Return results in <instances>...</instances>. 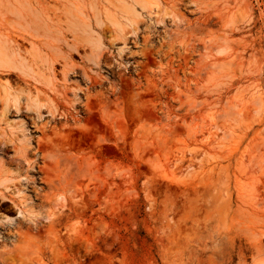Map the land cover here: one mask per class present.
Returning a JSON list of instances; mask_svg holds the SVG:
<instances>
[{"label":"rangeland","instance_id":"374dc122","mask_svg":"<svg viewBox=\"0 0 264 264\" xmlns=\"http://www.w3.org/2000/svg\"><path fill=\"white\" fill-rule=\"evenodd\" d=\"M156 2L116 36V0H0V94L54 212L0 264L264 262V0Z\"/></svg>","mask_w":264,"mask_h":264},{"label":"crops","instance_id":"0c3cea01","mask_svg":"<svg viewBox=\"0 0 264 264\" xmlns=\"http://www.w3.org/2000/svg\"><path fill=\"white\" fill-rule=\"evenodd\" d=\"M0 103V231L7 235V233L10 231L9 229H13L12 227H18L22 225L24 226L23 228H26L24 229V232L25 230L27 231L25 232L26 234H24L27 235V224H31L28 227H41L44 225V221L39 220V222H36L37 224L33 223L32 225V223L29 224L23 217L21 218V216H19L20 212H24V204L27 201V197H25L24 194L20 192L21 185L19 184V181L21 179H26V183V181L32 174V168L36 165L38 167L37 171H39L46 162L42 160L41 154L34 153V150H32L31 148L34 145L30 141L28 144H26L24 133H22L21 131L22 126L20 124L23 123L22 121H20V119L24 120V118L18 119L19 116H17L16 119L11 116L8 117L9 119L3 117L2 112L4 103ZM11 119L17 120V123H12ZM37 126L39 128H42L40 122L37 124ZM37 145L39 146L38 143ZM36 148L37 146H34V149ZM16 163H21V165H23V168L18 166ZM48 164L49 166H52L53 161H49ZM46 178H49V176H46ZM29 194L30 197L35 200V203L37 205L43 203L46 204L45 201H48L49 199V195L45 193L44 188L41 184L37 185V190L32 191L28 189V195ZM53 213V210L50 209L49 216L51 217ZM7 220H14L15 223L17 222L15 225H17L18 222L20 223V221L21 223L17 226H14V224L11 225L7 223ZM24 256L25 254L18 251L17 248H9L7 249V251H4V243L0 242V257L2 259L12 261V259L15 260L18 258H24Z\"/></svg>","mask_w":264,"mask_h":264},{"label":"bare ground","instance_id":"6f19581e","mask_svg":"<svg viewBox=\"0 0 264 264\" xmlns=\"http://www.w3.org/2000/svg\"><path fill=\"white\" fill-rule=\"evenodd\" d=\"M116 6H117V9H118V13L120 15L119 17L116 16V15L106 14L107 20L111 21L113 24L118 26V28L115 31L116 36L124 35V32L127 31V28H128L127 26H129L131 30L137 29V24H138V21H139V12H138L139 10H146L147 9L150 12H153V11H155V9L158 8L156 0H116ZM74 25L77 26V27H80L78 25V22H75V21H74ZM84 27L85 26H83V28ZM80 29H82V27ZM115 33H114V35H115ZM83 34H84V32H83ZM87 38L91 39L90 36L86 37V39ZM23 65L25 66L24 63L16 65V66L19 67V68H22ZM12 66H13V61H12L11 57H9L8 55H6L5 53L0 51V67H2L4 69H9ZM253 96H254L253 97L254 100H256V103L259 104V107L256 108V110H255L256 115L259 116L260 113L262 112V107L264 106L263 94L260 91H257L256 93L253 94ZM22 100H23V98H22L21 94L12 93L11 91H9V90L7 91L4 88L3 93L0 94V102L4 103L3 112H2L3 117H6V118L10 117L11 116V112L14 111V110L19 112L20 108H21V105H22ZM44 105L45 104L40 102L37 98H31V97L28 98V106L36 108L37 110H39V112H40V109ZM188 132H190V136H192L193 133H194L193 130H190ZM194 135H195V133H194ZM19 184L21 185L20 186L21 187L20 188L21 189L20 192H22L24 194V196L27 197V201L26 202L24 201L25 202V204H24V212L23 213L20 212L19 216H21V218L23 217L29 224L32 223V225H33V223H36L37 221L39 222V220H41V221L42 220H47L49 212H50V208H49L50 206H48V205H46L44 203L41 204L40 206H36L34 200L30 197V194L28 195V190L26 188V185L23 182V179L19 181ZM24 219H23V221H24ZM7 221H8L7 223H9L11 225L14 224V226H17V225H19L21 223V221H20V223L18 222V224L15 225L17 222L15 223L14 220H7ZM30 225L27 224V227L30 226ZM21 226L12 227L13 229H9V230L12 231V236L14 237V239L12 240L11 244L5 245L4 251H7V249H9V248H18L19 249V248L22 247V244L24 243L23 240H24L25 234H26L25 232L27 230H25V232H24V229H26V228H23L24 226H22V227ZM1 241H4V234H3L2 231H0V242ZM27 249H29V248H27ZM27 249H24L25 252L27 251ZM19 251H20V249H19ZM22 251H20V252H22ZM26 258H27V255H26ZM0 259H2V258L0 257ZM12 261H14V259H12ZM259 264H264V262L259 263Z\"/></svg>","mask_w":264,"mask_h":264}]
</instances>
